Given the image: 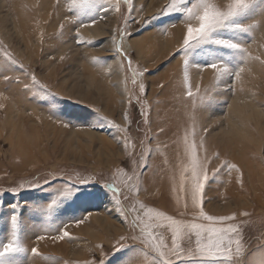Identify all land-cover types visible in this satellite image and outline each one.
Instances as JSON below:
<instances>
[{"label":"rangeland","instance_id":"rangeland-1","mask_svg":"<svg viewBox=\"0 0 264 264\" xmlns=\"http://www.w3.org/2000/svg\"><path fill=\"white\" fill-rule=\"evenodd\" d=\"M169 2L132 0L129 11L120 0L117 12L116 0H101L77 18L68 11L70 0H0V246L11 239L9 205L17 203L18 235L26 248L15 257L17 264H153L155 251L138 242L125 241L127 247L118 253L113 246L133 233V222L147 208L192 222L191 212L181 217L178 205L166 208L152 189L178 178L176 164L189 159L186 136L199 153H210L217 140L223 146L232 142L236 151L225 160L233 163L234 156L240 170L229 174L221 168L223 179L217 186L228 190L236 175L240 201L227 198L221 203L207 193L219 184L220 171L206 186L204 203L205 213L217 221L196 222L238 228L243 252L234 259L240 264L264 260V197L252 190L253 171L264 169V65L253 61L240 81L229 77L220 82L210 68L193 66L186 81L183 58H177L184 25L175 15H161ZM105 7L109 11H103ZM258 12L245 22L261 27L253 35H241L249 52L264 60V17ZM74 18L96 20L79 28L80 38L91 43H76L77 26L69 22ZM121 46L123 54L118 55ZM4 51L17 64H11ZM212 55V50L198 49L190 59L196 65ZM26 73L44 88L33 86ZM189 83L193 97L187 95ZM61 111L67 113L69 127L60 122ZM168 125L175 130L167 131ZM121 166L126 175L117 174ZM81 176L121 187L126 195L120 210L107 199L89 197L99 185L77 184L75 197H61L49 212L47 206L57 199L58 190L70 177ZM33 182L42 187L13 194L12 189ZM81 204L92 214L79 227H68L75 239H36L78 219L75 208ZM157 235L170 246V230L160 227ZM181 243L187 250V238ZM32 248L39 254L33 255Z\"/></svg>","mask_w":264,"mask_h":264},{"label":"snow or ice","instance_id":"snow-or-ice-1","mask_svg":"<svg viewBox=\"0 0 264 264\" xmlns=\"http://www.w3.org/2000/svg\"><path fill=\"white\" fill-rule=\"evenodd\" d=\"M101 0H70L69 12L75 13V17H80L81 12L86 8L95 7ZM104 3H109L110 0H103ZM131 11L132 0H124ZM59 3V0H57ZM120 0H116L115 11H119ZM259 9L258 14L264 17V0H170V2L162 10L161 15H175L178 23L182 22L184 30L182 32V42L177 49V58H183V71L185 80H188L189 70L195 66L201 70L211 69L214 72V79L220 82L231 77L234 81L241 80V74L245 72V68L253 61H259L264 65V60L259 56H253L249 52L246 42L242 39V35L247 33L253 35L255 30L261 27L259 24L245 22L250 17L254 10ZM103 11L109 9L105 7ZM77 26L76 43L86 44L91 43L84 41L79 36V28L89 27L96 23V20L85 21L82 19H72L69 21ZM173 27L176 24L172 25ZM63 29L64 25L61 24ZM127 34L126 32L124 33ZM212 50L213 55L206 63L193 65L191 62V54L195 50ZM226 50V51H225ZM117 54H123L122 46L116 49ZM11 64H17V61L7 52L4 51ZM65 57L61 56L63 60ZM129 68L132 67L131 60H128ZM23 69V65H19ZM31 76L33 86H39L40 82L34 75ZM7 79V77H6ZM143 87V86H142ZM199 89H197V92ZM48 95H52L50 92ZM188 97H193V89L189 83L187 88ZM203 99V98H201ZM67 113L61 111L59 113L60 122L64 127H69L70 120L66 119ZM112 123V122H109ZM112 127L117 128L115 123ZM189 160L186 166L182 168L181 181L182 191L184 193V202L180 207V201H177V213L184 217L189 212L192 214V222L184 223L182 219H177L171 215H164L156 212L151 208H147L141 215L137 216L133 222V233L130 236H121L115 243L114 253L123 251L127 246L124 243L127 240L138 242L143 248L154 250L157 254V259L153 264H177V261L182 264H240L234 258L239 257L243 252L242 239L239 237V229L236 227H206L198 223V220H206L216 222L217 218L207 215L204 211L205 189L210 180L218 179L217 173H220L221 168L225 169L229 174L235 170L239 172V168L228 160L221 161L220 165L209 173L208 164L210 160L205 152L203 156L197 150L195 142H188L185 137ZM215 159L220 161V154L215 155ZM131 163V162H130ZM118 175H126L123 167L117 170ZM242 177V173H241ZM44 183H49L45 179ZM242 183V180H241ZM80 185H99V189L88 194L93 199L104 200L111 202L115 209L120 210L121 197L125 196V191L118 185L110 182L101 184L99 180L92 179L89 176H81L79 178H69L67 186L58 190V197L54 199L48 206V211L51 212L57 206L58 201L62 197L63 200H72L78 189L75 187ZM42 185L38 182H33L27 185H20L18 189H12L14 195H18L21 190H32L40 188ZM3 193H0L2 196ZM86 203V202H85ZM12 209L11 239L0 246V264H17L15 257L19 253L26 251L22 246L18 235V213L19 205L10 203ZM141 209H145L143 204ZM80 213L79 218H73L63 225L55 234L39 235L37 240L49 238L53 241H71L75 239L68 231L71 224L79 227L87 221V218L92 214L83 204L75 208ZM228 219V218H224ZM164 227L171 231V244L165 241L163 235H157V229ZM135 229H139L136 233ZM195 236V240L192 237ZM187 238V250L182 241ZM103 252V246H101ZM31 253L38 255V248H32ZM106 264V262H105ZM264 264V260L260 261Z\"/></svg>","mask_w":264,"mask_h":264},{"label":"bare ground","instance_id":"bare-ground-1","mask_svg":"<svg viewBox=\"0 0 264 264\" xmlns=\"http://www.w3.org/2000/svg\"><path fill=\"white\" fill-rule=\"evenodd\" d=\"M174 130H175L174 127H172L171 125L167 126V131L173 132ZM216 142H217L216 147H213V149L207 148V149H209L208 151L210 153L207 152L206 154L210 160V157L212 155L215 156L217 153H219L221 160L220 161L216 160L214 163H213V161H212V163H209L207 166L209 169V172L214 170L216 167H218L220 165L221 161H223V159L225 160V157L227 154H230V153L233 154L234 151H236V149L234 148V144L232 142L226 141L224 143V146L220 140H217ZM201 146H199V148H204V145H201ZM200 153H202V152H200ZM204 154H205V152H203L201 154V156H203ZM232 158L234 160L233 163L236 165L238 163L237 159L234 156H232ZM188 160L189 159L184 160L183 162L176 164L178 166V169L180 172L177 171L179 174H176V175H178V178L176 179L175 182H172V183L171 182H165V183H162V185H158L159 187L157 186L156 188L155 187L152 188L153 191L157 194L158 201L163 206H165L166 208H173L175 205H177L178 200L180 202H182L181 200H184V193L181 190L182 189L181 172H182V168L187 165ZM171 162H174V161L171 160ZM222 170H223V168H222ZM222 170L220 173L219 184L216 186H213L212 187L213 189L207 193L209 195L213 196L214 200L220 201L221 203H223L224 200L227 198L231 199L233 202L240 201L241 198H240L239 194H241L242 189L239 186H237L238 185L237 181H239V180H237L236 175H235V177L233 176V178L231 180L232 182L229 185L228 190H225L227 192L223 191L221 188L218 190L217 186L221 185L222 179H223L222 178V174H223ZM253 179H254V181H252L253 182V187H252L253 192H257V193L262 192L263 193L262 196L264 197V169L261 171L259 170L258 172L253 171ZM257 181H259V182L261 181L260 183L263 182L262 186H258ZM258 197H259V195H258Z\"/></svg>","mask_w":264,"mask_h":264}]
</instances>
